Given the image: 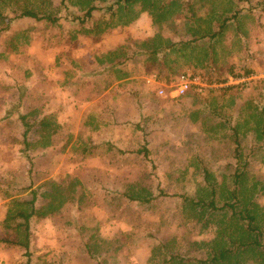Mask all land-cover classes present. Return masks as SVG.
I'll list each match as a JSON object with an SVG mask.
<instances>
[{"label":"rangeland","instance_id":"1","mask_svg":"<svg viewBox=\"0 0 264 264\" xmlns=\"http://www.w3.org/2000/svg\"><path fill=\"white\" fill-rule=\"evenodd\" d=\"M112 2L0 0L4 15L58 18H18L0 33V117L23 94L31 121L55 110L60 125L30 135L31 167L22 124H0V236L18 238L1 222L34 189L38 208L51 201L60 213L33 217L31 254L0 246V264H179L170 256L211 258L246 239L248 215L264 224V76L214 85L231 69L264 70V0H140L113 17ZM93 6L87 25L100 28L70 41L73 17ZM179 39L196 41L167 47ZM186 71L210 86L163 102L144 78L170 85ZM104 141L114 148L83 156ZM146 142L152 164L137 152ZM213 190L218 206H236L201 207ZM230 264H264V254Z\"/></svg>","mask_w":264,"mask_h":264},{"label":"trees","instance_id":"2","mask_svg":"<svg viewBox=\"0 0 264 264\" xmlns=\"http://www.w3.org/2000/svg\"><path fill=\"white\" fill-rule=\"evenodd\" d=\"M140 0H113L112 4L108 7V10H111V16H115L118 12V9H120L122 6H129L132 4L137 3ZM155 6V1H153ZM96 6H93L90 8L85 14L78 15L73 17V22L78 21V28L76 30V33L70 36V41L75 40L78 35L80 34H90L92 32H97L100 28L98 23L94 25H87L89 19L93 16L92 12L95 9ZM98 8V7H97ZM150 8V6H148ZM264 8V5H263ZM31 17L36 20H43L47 19L50 20L51 24H57L56 21H58L57 17H53L51 15H39L36 11L32 9H26L22 11L20 14L11 17L8 15H4L2 12H0V21L5 23L4 27L0 28V33L4 30H8L11 28L12 22L18 18H26ZM226 22V21H225ZM225 22L221 24L220 30H223L225 26ZM76 24V23H73ZM107 27L110 28V25H107ZM61 37L65 38L64 45H66V29L64 31V35H60ZM196 41V39H190V40H184L179 39L177 42L169 43L167 47L169 49H172L177 46H182V48H187V44L189 42ZM150 55L153 53H149ZM63 56V55H62ZM65 57V56H63ZM122 62V61H121ZM252 72L251 70H245L236 72L234 69H231V72L229 71V74L231 75H246L248 73ZM228 74V75H229ZM224 79H218V81H221ZM229 87V86H227ZM191 89H197L196 87H192ZM190 89V90H191ZM189 90V91H190ZM22 93L24 92L23 89H21ZM188 91V92H189ZM24 100L23 94L19 97L18 101L14 102V108L11 111V114H17L19 120L21 121L24 131H23V152L24 156L29 161V165L32 167L33 160L31 158L30 152H29V137L33 133V131H37L42 133L46 137H51L52 135H55L58 132L59 124L57 122L56 117L54 116V113H51L50 115H39L36 120L31 121L27 114L23 113L21 110V103ZM233 128V126H232ZM234 136H236V143L237 147H239L240 141L238 140V131L236 129H233ZM105 146L106 149L114 148V144L110 141H104L102 143L93 144L89 142L86 146H84L81 151L83 152V156H89V155H95L98 148ZM124 153L128 152L126 150L123 151ZM138 153L142 154L144 158L150 163H153V159L150 154V149L148 146V142L144 145L142 149L137 151ZM237 192V191H236ZM33 198L28 202L30 204L29 207H22L15 204L16 207H10L5 219L1 222L3 225V228L6 230L7 233L14 232L18 235V238H12L10 236H0V246H16V247H23L25 248L26 254L30 255L31 251V221L32 218L37 216L38 218L43 217H55L59 216V209L56 203H53L51 201H48L43 204L41 207H37V201H38V192L34 189L32 191ZM162 195H166L164 191H161ZM213 196L211 200L207 203H200L201 207H210L211 210H222L225 208V206H228L229 208H234L236 206V202L232 204H224L222 206H218L215 202V190H213ZM18 206V207H17ZM248 222L243 223L244 232L246 234V239H231L229 242V245L226 247H222L220 249H217L213 256L211 258H200L197 256H191V257H184L182 255H171L170 259H177L179 261V264H230V257L235 256L238 253H241L242 251H260L261 255L264 254V224L263 225H257L256 224V218L255 216H247ZM163 246V244H162Z\"/></svg>","mask_w":264,"mask_h":264},{"label":"crops","instance_id":"3","mask_svg":"<svg viewBox=\"0 0 264 264\" xmlns=\"http://www.w3.org/2000/svg\"><path fill=\"white\" fill-rule=\"evenodd\" d=\"M178 41V40H177ZM177 41H173V42H177ZM173 42H171V43H173ZM174 48H176V47H174ZM173 49V48H172ZM184 73H192V74H194L195 76H198V77H202L200 74H197V73H194V72H192V71H186V72H184ZM254 73H256V74H254ZM246 76H250V77H261V76H264V70L263 71H260V72H254V71H252V72H250V73H248V74H246V75H227V77L224 79V80H221V81H218V82H215V84L214 85H220V86H222V87H227L228 85H235V83H233V82H231L230 81V78H232V77H246ZM160 76H157V74H154V73H150V74H146L145 76H144V78H145V80L147 81V85L150 87V89L151 90H153L155 93H156V95L161 99V101H169V100H175L176 98H179V97H171L170 96V94L167 92L166 94H159V90L160 89H165L166 91H168L169 89H170V87L173 85V84H175L177 81H178V79H179V77H180V75L177 77V78H175V79H173L172 81H171V84L170 85H167L166 83H165V81H164V78L162 77H160ZM214 85H212V86H214ZM210 85H208L207 84V82H203V85L202 86H198V85H196V86H194V87H196L197 89H203V88H205V87H209ZM25 100V99H24ZM24 100H23V102L21 103V110H22V112L23 113H25L24 111H23V103H24ZM51 113H54V116L56 117V118H58L57 116H56V114L58 113L57 111H55V110H52L51 112H49V113H44V114H42V115H50ZM26 114V113H25ZM14 116H15V118H16V120H18L19 122H20V124H22L21 123V121L19 120V118H18V116H17V114H11V112L8 114V115H4V116H1L0 117V124L1 123H4V122H6L7 120H9V119H11V118H14ZM41 116V115H40ZM57 122H58V124H59V121H58V119H57ZM23 126V125H22ZM60 126V125H59ZM24 128V127H23ZM24 131V130H23ZM35 131V130H34ZM100 152L97 150V152H96V154L95 155H98Z\"/></svg>","mask_w":264,"mask_h":264},{"label":"built area","instance_id":"4","mask_svg":"<svg viewBox=\"0 0 264 264\" xmlns=\"http://www.w3.org/2000/svg\"><path fill=\"white\" fill-rule=\"evenodd\" d=\"M253 77L246 76V77H232L230 81L233 83H242L248 80L253 79ZM203 79L201 77L195 76L192 73H183L180 75L178 81L173 84L168 91L165 89H160L159 94H166L167 92L170 94L171 97H180L185 95L192 87L198 85H203Z\"/></svg>","mask_w":264,"mask_h":264}]
</instances>
